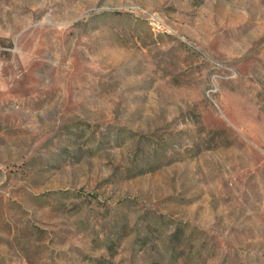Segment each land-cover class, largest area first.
<instances>
[{
    "label": "rangeland",
    "instance_id": "obj_1",
    "mask_svg": "<svg viewBox=\"0 0 264 264\" xmlns=\"http://www.w3.org/2000/svg\"><path fill=\"white\" fill-rule=\"evenodd\" d=\"M0 264H264V0H0Z\"/></svg>",
    "mask_w": 264,
    "mask_h": 264
}]
</instances>
